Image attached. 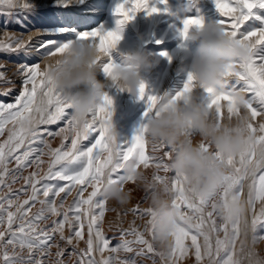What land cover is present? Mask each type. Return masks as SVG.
<instances>
[{
	"label": "snow or ice",
	"instance_id": "obj_1",
	"mask_svg": "<svg viewBox=\"0 0 264 264\" xmlns=\"http://www.w3.org/2000/svg\"><path fill=\"white\" fill-rule=\"evenodd\" d=\"M195 2L196 0H192V3ZM212 2L219 14L217 23L222 32L230 35L235 43L247 47L252 55L244 61L227 65L224 73L227 82L223 90L204 89L209 97L208 107L214 110L217 122H222L225 117L230 119L240 114L239 95L243 94L244 108L250 117L247 128L254 139V143L241 152L238 158L216 153L217 159L229 170L216 199L227 202L229 199L244 197V181L251 178L246 202L253 213L251 226L255 244L257 239H264V236L255 235L258 227L264 228V206L256 212L257 202L264 205V57H254L253 52L257 46L264 44V26H255L257 23L264 25V0ZM167 3L168 0H152L150 6V0H119L114 14L121 19L112 30H107L102 23L87 30L90 27L89 21H62L45 27L42 33L46 38L35 44L31 37L28 41L22 37H9L8 42H0V52L28 54L35 49L36 54L45 59L63 55L75 43L88 42L102 54L97 61L99 71L104 77L116 80L114 72L119 64L114 61L111 52L122 39L123 25L142 10H146L148 15L167 13ZM0 5L26 12H32L36 7L33 3H20V0H0ZM74 5L84 6L85 13L95 14L102 10L89 5L87 0H54L51 6L68 9ZM249 21L251 23L245 27ZM182 24L180 34L187 38L190 28L201 27L203 19L198 16L188 17L183 19ZM161 55L168 54L162 52ZM18 71L23 76V90L14 103L0 102V137L7 132V138L0 142V185L9 187L11 192L6 177L11 175L15 182L16 173H21L33 165L40 169L45 154L50 156V162L43 175L39 171H33L23 177L28 188L20 191L26 199L20 201L17 193H12L15 199L9 196L0 197V226L6 224L5 230L0 231V264H45L43 257L51 255V242L55 234L58 233L60 239L64 240L66 226L78 240H84L85 226L87 227L86 249L80 251L78 264H135L134 260L118 259L112 255L104 257L105 252H133V244L143 246L137 255L154 253L152 243L135 227L121 232V243L116 247L110 245V240L106 238L101 227L106 202L100 197V193L105 185L123 186L127 182L135 183L134 177L125 172V165L129 162L134 163L137 168H155L152 179L156 183L169 184L173 190V206L180 209V215L172 232L173 247L168 257L169 264H178L190 251L195 256L196 264H205V261L207 264H242V260L235 253L241 225L236 222L218 224L214 218L216 211L212 199L189 194L184 186L186 178L179 174L171 177L159 174L170 172V149L164 144L154 142L153 151L159 148L163 154L156 157L147 153L146 124L131 139H118L112 123L113 99L107 93L103 103L91 114V119L81 124L72 118L71 104L56 91L47 72L39 63L21 64ZM4 79L5 74L0 72V80ZM229 79H234L235 82L229 85ZM193 85L194 76L189 72L183 88L169 97L167 94H146V85L142 82L138 99L143 100L147 95V109L144 113L146 120L154 115L158 116L161 110L183 99L192 91ZM237 85H240L238 89ZM117 89L123 91L118 87ZM248 93L251 95L248 96ZM4 95L8 93L5 92ZM222 101L226 102V112ZM60 121H64L65 127L57 132H52L47 127L41 129V126L56 125ZM45 134L49 137H62L60 146L52 148L45 139ZM186 135L190 139L193 137L191 130ZM90 137L94 142L83 146V141H88ZM68 140L70 145L65 143ZM200 148L207 152L211 146L202 142ZM12 161L16 167L9 169L8 165ZM61 181L64 183L60 184ZM89 187L92 190L85 197L84 193ZM75 189H78V198L72 206L63 210V202L57 205L55 198L62 193L71 194ZM36 203L41 207L38 212L30 215ZM132 211L150 217L147 222L150 227L146 230L152 234L156 213L150 208L140 210L137 207ZM49 216L62 218L53 220L50 229H40L38 223L47 220ZM17 220L20 223L14 230L13 225ZM247 226L248 221L245 220V229ZM129 235L134 239H126ZM67 242L71 244L72 237H68ZM9 246L13 249L11 254L8 252ZM17 247L28 250L27 259L15 251ZM96 253L101 256L99 261L95 258ZM36 254L41 258L37 259ZM75 254L74 250L73 255ZM63 255V250L56 252L55 264H65L60 259ZM160 255L163 257V254ZM247 257L249 264H264V257H260L255 250H249Z\"/></svg>",
	"mask_w": 264,
	"mask_h": 264
},
{
	"label": "clouds",
	"instance_id": "obj_2",
	"mask_svg": "<svg viewBox=\"0 0 264 264\" xmlns=\"http://www.w3.org/2000/svg\"><path fill=\"white\" fill-rule=\"evenodd\" d=\"M187 39L197 44V52L187 68L194 76L192 91L183 99L160 111L146 121L145 136L151 142L161 143L170 149L168 166L170 172L186 178L185 189L196 197L212 199L215 211L223 223L244 225L247 202L243 197L227 202L216 199L223 187L228 168L221 163L216 153L225 157L238 158L254 139L247 124L250 117L244 108V96L239 95L240 114L217 122L215 112L209 109V97L197 95L200 90L213 88L218 91L226 86L224 76L227 65L248 59L252 53L241 44L235 43L230 35L222 32L216 22L203 20L201 27L192 26ZM102 56L88 42L73 44L63 55L43 60L42 69L47 72L56 91L71 104V116L81 124L87 123L91 114L103 103L110 88L123 89L132 98L138 99L140 85L145 82L142 73L154 67L155 61L144 51L123 54L115 70L116 80L98 79V58ZM146 85V84H145ZM192 131L190 139L186 132ZM211 146L205 152L201 143ZM125 172L134 177L135 183L148 194L149 207L156 215L152 237L160 249L172 246L180 209L173 206V190L169 184L156 183L134 163L125 165ZM100 197L107 203L115 202L126 206L131 192L120 184L105 185Z\"/></svg>",
	"mask_w": 264,
	"mask_h": 264
},
{
	"label": "rangeland",
	"instance_id": "obj_3",
	"mask_svg": "<svg viewBox=\"0 0 264 264\" xmlns=\"http://www.w3.org/2000/svg\"><path fill=\"white\" fill-rule=\"evenodd\" d=\"M24 2L33 3L36 5V7L32 12H26L19 8L8 9L6 6L0 5V42H8L9 37H22L25 41H28L29 37H31L32 42L35 44L37 41L46 38L42 33V30L45 27L56 25L62 21L74 19H79L80 21H89L90 27L87 30H90L91 27L98 26L99 23H102L107 30H112L116 27V22L121 19L119 16L114 14L115 5L119 2V0H87L89 5L97 6L102 9L100 12L95 14L85 13L83 11L84 6L80 5L70 6L68 9L52 7L51 5L53 4L54 0H20V3ZM150 6H152V0H150ZM167 8V13L152 15H148L146 10H142L138 12L131 21L125 23L121 31L122 39L118 43L116 49L111 52V56L115 62L119 63L123 54L125 53L138 50L147 52L155 61V65L150 70L142 73V79L146 84V94L158 96H164L167 94L169 97H171L183 88V85L187 79V72L181 71L180 69L181 67L187 68L188 65H190L198 47L197 44H194L187 38L181 36L180 33L183 27V19L198 16L204 21L217 23L219 20V14L215 9L212 0H196L195 3H192V0H168ZM250 23L251 21L247 22L245 27H248ZM255 26L261 27L264 25L257 23ZM162 52H166L168 55L162 56ZM253 56L264 57V44L257 46L253 52ZM43 60L44 59L42 57L36 54L35 49L28 54H8L0 52V72L5 74V79L0 80V102L14 103L16 97L23 90V76L18 71L19 65L24 63L29 65L39 63L42 68ZM104 78L105 77L103 73L99 72L98 79ZM234 82V79H229L228 83L231 85ZM239 87L240 85H237V89ZM5 92H7L8 95H4ZM107 94L113 99L112 123L114 130L118 135V139H131L132 136L136 134L137 130L146 124L147 120L144 116V113L147 109V95L143 100L136 99L132 98L127 92H122L114 87L108 89ZM197 95L201 98H206V93L204 90H200ZM247 95L250 96L251 93H248ZM221 103L223 106H226V102L222 101ZM89 119H91V117ZM9 127H11V125H9ZM44 127H47L52 132H57L60 128L65 127V123L64 121H60L56 125L41 126V129ZM93 135L95 136V133ZM55 137L56 136L49 137L45 134V138H48V140H53ZM58 137L59 141L57 142V146L54 148L59 147L61 144L62 137ZM6 138L7 132L3 137H0V142ZM147 141V153L149 154V150L153 146V142H151L149 139H147ZM91 142H94V140L90 137L88 141H83V146H89ZM65 143L70 145V140L65 141ZM39 147L43 148L44 146L39 145ZM45 152L47 153V149H45ZM42 159L44 163L41 165L40 169H37L35 165H33L29 167L31 170L27 168L22 170L21 173H16L18 179H16L15 182H13L11 175L6 177V181L7 184L10 185L11 192L9 187L0 185V193H2L1 197L9 196L10 198L15 199V197L12 196V193H17L19 194L20 201L26 199L27 197L20 191L21 189L28 188L23 177L28 176L33 171H39L41 175L47 172L50 156L45 154ZM8 167L9 169H14L16 167L15 162L12 161V164L9 163ZM173 175L174 173L172 172L168 173L169 177ZM63 183V181L60 182V184ZM128 183L133 182H127L124 184L127 190H129L126 187V184ZM250 183L251 178L244 181L245 195L243 198L245 200L247 199L248 185ZM28 190L30 193V188ZM91 190V187L87 189V191L84 193L85 197L89 192H91ZM60 197L55 198L57 205L63 202V204H65L63 210H66L72 206L73 202L78 198V189L73 190L71 194L62 193ZM143 197L140 199L141 201H139L137 205L140 210H144L149 207V204L146 203L147 194H144ZM41 199H43L42 196ZM137 206L133 205L120 210L116 203L112 201L106 203L105 216L101 227L106 238L110 240V245L112 247H116L121 243L120 232L130 230L132 227L136 228L139 225L136 229L140 232H143L145 238L149 240L153 246L159 248V246L155 244L152 234L146 230L148 227H150V225L147 223L150 217L146 215L142 216L139 214V212L133 213L132 210L137 208ZM262 206L264 205H261L260 202H257V213ZM40 207L41 205L36 203L35 207L32 208L30 215L38 212ZM127 213L132 214L131 217L129 216L131 218L132 224L126 226L124 225V217H126ZM249 217H253V213L247 205V221ZM49 218V224L51 225L52 220H59L62 217L49 216ZM134 221L138 222H136V226L133 225ZM19 223L20 221L17 220L16 224L13 225L14 230L16 227H18ZM5 228L6 224L4 226H0V231L5 230ZM244 228V225H241L240 236L237 239L238 246L243 245L241 242L243 241L242 239L245 235V233H243ZM263 230L264 228H257V232H259L257 235L258 237L261 235L264 236ZM64 237L65 239L63 241L61 239L57 241V248H53V246L51 247L50 251L53 250L51 255L43 257L45 264H55V261L57 260L56 251L60 250L61 243H63L64 246V255L60 257V259H63L65 264L69 263L70 256L75 250L77 254L74 255L73 264H78L80 251L86 249L87 227L85 226L84 240H78L75 238L73 231L67 226L64 229ZM68 237H72L71 244L67 242ZM7 238L8 237L6 236V239ZM126 239L133 240L134 237L129 235L126 237ZM54 241L55 240L53 239L51 243ZM132 246L135 249L133 252H105L104 257L112 255L118 259L126 258L127 260H134L135 264H169L168 257L171 253L173 242L172 246L166 250L159 249L156 251L154 249V253H146L145 255H137L143 246L137 244H133ZM0 251H2V249H0ZM237 251L238 253L243 252L241 251V246L237 249ZM20 253L23 254L25 259H27L29 253L26 249L21 250ZM160 254H163V257ZM36 258L40 259L41 257L39 254H36ZM95 258L97 261H99L101 259L100 254L96 253ZM239 258L243 260V255H240ZM188 261H190V263ZM185 263L196 264L195 256L191 251L185 258L178 261V264ZM205 264H207V261H205Z\"/></svg>",
	"mask_w": 264,
	"mask_h": 264
},
{
	"label": "bare ground",
	"instance_id": "obj_4",
	"mask_svg": "<svg viewBox=\"0 0 264 264\" xmlns=\"http://www.w3.org/2000/svg\"><path fill=\"white\" fill-rule=\"evenodd\" d=\"M224 107H226V106H224ZM225 112H226V108H225ZM45 139H47L48 140V138H45ZM194 140L195 139H197V138H193ZM59 141V137L58 136H56L53 140H48V142H49V144L51 145V147L52 148H54V147H56L57 146V142ZM150 152H149V155H151V156H156V157H159V156H161L162 154H163V152H162V150L161 149H159L158 148V150H156V151H153V146L150 148V150H149ZM10 164H12V162L10 163ZM29 170H31V168H29ZM141 170L142 171H144L148 176H150V177H152L153 176V173L154 172H156V169L155 168H148V169H144L143 167H141ZM160 175H168V173L167 174H165V173H163V172H160L159 173ZM18 179V178H17ZM22 179V178H21ZM126 187L129 189V191L131 192V199H130V202L126 205V206H123V207H121V206H119L118 204H117V206H118V208L121 210L122 208H126V207H131V206H137L138 205V202L139 201H141L140 199L144 196V194H147L145 191H144V189L142 188V187H140V186H138V184L137 183H128V184H126ZM1 188V187H0ZM1 194L2 193H0V197H1ZM15 197V196H14ZM23 198V197H22ZM61 198V197H60ZM143 198H145V197H143ZM66 201V200H65ZM144 201V200H143ZM115 203V202H114ZM146 203H148L149 204V200H148V194H147V198H146ZM145 203V204H146ZM65 205V204H64ZM138 207V206H137ZM142 207V206H141ZM119 209H118V211H119ZM129 209V208H128ZM13 211H14V208L12 209ZM207 210H210V209H207ZM124 211V210H123ZM124 213V212H123ZM120 214V213H119ZM125 214V213H124ZM131 215L132 214H130V213H127L126 214V217H124L125 218V223H124V225H131L132 224V222H131ZM107 216V215H106ZM120 216V215H119ZM130 216V217H129ZM147 216V215H146ZM141 217V216H140ZM214 218L216 219V221H217V223L218 224H223V221L220 219V217L217 215V213L215 214V216H214ZM252 218L253 217H249L248 218V226H247V228L245 229H243V233H245V235H244V238L242 239L243 241L241 242V243H243V252L242 253H238V251H237V249L241 246H238V242L236 241V247H235V253H236V256L239 258V256L240 255H243V262H242V264H249V261H248V257H247V252L249 251V250H255L259 255H260V257H264V239H257V241H256V243L255 244H253V236H254V233H253V230H252V226H251V222H252ZM49 219L50 218H48L47 220H45V221H40L39 223H38V227L40 228V229H45V228H47V229H50L51 228V226H52V224L50 225L49 223ZM107 219V218H106ZM121 219V218H120ZM147 219V218H146ZM137 220V219H136ZM53 221V220H52ZM120 221V220H119ZM124 221V220H123ZM122 221V222H123ZM136 222L137 221H134L133 222V225L134 226H136L135 224H136ZM146 222V221H145ZM144 222V223H145ZM52 223V222H51ZM138 223V222H137ZM146 224V223H145ZM50 225V226H49ZM107 225V224H106ZM139 226V225H138ZM137 226V227H138ZM104 227H105V225H104ZM136 227V228H137ZM147 227V226H146ZM106 228V227H105ZM108 228V227H107ZM127 228V227H126ZM141 228V227H140ZM107 230V229H106ZM142 231H143V229H142ZM263 232H264V230H263ZM121 233V232H120ZM259 234V232H257V230H256V233H255V235L257 236ZM261 235V234H260ZM221 236H222V233H221ZM261 236H263V235H261ZM261 236H259V237H261ZM149 237V236H148ZM258 237V236H257ZM215 238V237H214ZM54 242L52 243L53 244V248H57V241L58 240H60V236H59V234L57 233V234H55V236H54ZM63 241V240H62ZM119 243V242H118ZM239 243H240V241H239ZM156 244V243H155ZM61 245V247H60V250H63V243H61L60 244ZM138 248V247H137ZM142 248V247H141ZM153 248L156 250V251H158L160 248H158V247H155V246H153ZM26 249V248H25ZM27 250V249H26ZM12 251H13V249H12V247L11 246H9V248H8V252H9V254H11L12 253ZM15 251L16 252H18V253H20V251H21V249L19 248V247H17V249H15ZM53 251V250H52ZM51 251V252H52ZM25 252V251H24ZM27 252H28V250H27ZM57 252V251H56ZM77 254V253H76ZM124 254H126V253H124ZM23 255V254H22ZM69 255V254H68ZM123 255V254H122ZM132 255V254H131ZM78 256V255H77ZM137 256V255H136ZM155 256V255H154ZM130 257V256H129ZM140 257V256H139ZM146 257V256H145ZM50 258V257H49ZM73 258H74V255H73V253L71 254V256H70V259H69V263H67V264H73ZM117 258V257H116ZM126 259V258H125ZM134 259V258H133ZM137 259V258H136ZM147 259V258H146ZM46 261V260H45ZM142 262V261H141ZM189 263H190V261H188ZM47 264V263H46ZM77 264V263H76ZM149 264V263H148ZM185 264H187V263H185Z\"/></svg>",
	"mask_w": 264,
	"mask_h": 264
}]
</instances>
